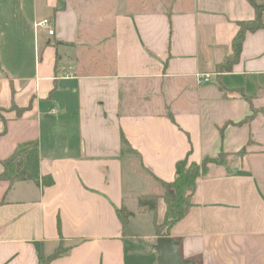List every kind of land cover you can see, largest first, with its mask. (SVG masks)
I'll return each mask as SVG.
<instances>
[{"label":"crops","instance_id":"obj_1","mask_svg":"<svg viewBox=\"0 0 264 264\" xmlns=\"http://www.w3.org/2000/svg\"><path fill=\"white\" fill-rule=\"evenodd\" d=\"M34 13L55 34L36 30L29 74L18 61L0 75V175L11 177L0 180V264L61 248L47 264H158L166 208L140 196L155 177L173 181L180 160L222 153L169 236L195 264H264V27L246 33L233 70L217 69L256 18L250 1L36 0Z\"/></svg>","mask_w":264,"mask_h":264},{"label":"trees","instance_id":"obj_2","mask_svg":"<svg viewBox=\"0 0 264 264\" xmlns=\"http://www.w3.org/2000/svg\"><path fill=\"white\" fill-rule=\"evenodd\" d=\"M249 1L257 10L256 18L254 21L240 22V30L234 37L233 52L226 56L224 61L217 66L220 73L233 70V66L240 61L246 33L249 31L255 32V30L264 27V22L262 20L264 4L258 3L257 0ZM123 142L125 143V152H134L124 135ZM139 156L140 154L137 153V157ZM11 160L12 159L5 161L4 165L6 166ZM202 160L201 163L191 162L187 157L180 160L177 163L175 172L176 177L173 181L165 182L154 176L158 180L157 191L140 196L139 206L154 212H157L159 209L158 203L160 198H163L165 201L166 211L163 220L161 222L158 221L157 218L155 220V231L157 236L170 235L171 228L188 213L200 177L207 173L210 164H222L226 159L225 154L222 153L215 157L206 156ZM143 174L145 176L149 175L146 171H143ZM4 179H11L7 170L0 175V180ZM118 214L124 225L125 231H129L128 219L134 213L126 207H121V209L118 210ZM61 253L62 248L58 249L50 259L43 260L40 264H47L49 260L53 257H57Z\"/></svg>","mask_w":264,"mask_h":264},{"label":"rangeland","instance_id":"obj_3","mask_svg":"<svg viewBox=\"0 0 264 264\" xmlns=\"http://www.w3.org/2000/svg\"><path fill=\"white\" fill-rule=\"evenodd\" d=\"M35 3L36 0H0V75L4 73L3 68H6L8 70L6 71L11 73V63L15 64L18 61L22 63L23 71L29 74L34 70L37 61H39V57L34 54L36 46L34 37H38L36 32L38 29L37 24L42 22L45 17L43 20L34 23L35 18H37L34 13ZM38 16L41 17L42 15L38 13ZM9 51L11 53L20 52L23 57L10 60V56L4 57V53ZM132 163L135 166L137 175H142L139 159L132 161ZM143 176L145 175L143 174ZM141 187L140 185L139 188ZM160 202L165 203L164 199L160 198L158 207ZM164 203H161V208H166ZM141 220V222L144 220L148 222L146 217H141ZM148 227H144V229L147 230L149 229Z\"/></svg>","mask_w":264,"mask_h":264},{"label":"water","instance_id":"obj_4","mask_svg":"<svg viewBox=\"0 0 264 264\" xmlns=\"http://www.w3.org/2000/svg\"><path fill=\"white\" fill-rule=\"evenodd\" d=\"M153 249L158 252V264H195L192 259L184 258L180 241L172 236H159Z\"/></svg>","mask_w":264,"mask_h":264},{"label":"built area","instance_id":"obj_5","mask_svg":"<svg viewBox=\"0 0 264 264\" xmlns=\"http://www.w3.org/2000/svg\"><path fill=\"white\" fill-rule=\"evenodd\" d=\"M38 27L40 28H45L48 30L50 35L55 34V29L52 28V22L49 17H45L44 20L40 23L37 24ZM197 79L200 83H205L211 81V74H206V73H199L197 74Z\"/></svg>","mask_w":264,"mask_h":264}]
</instances>
